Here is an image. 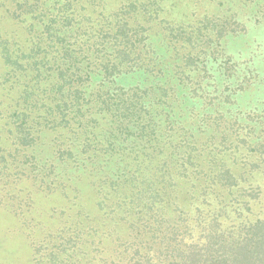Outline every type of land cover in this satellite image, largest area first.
<instances>
[{"label": "trees", "instance_id": "obj_1", "mask_svg": "<svg viewBox=\"0 0 264 264\" xmlns=\"http://www.w3.org/2000/svg\"><path fill=\"white\" fill-rule=\"evenodd\" d=\"M0 58L32 264H264V0H0Z\"/></svg>", "mask_w": 264, "mask_h": 264}, {"label": "rangeland", "instance_id": "obj_2", "mask_svg": "<svg viewBox=\"0 0 264 264\" xmlns=\"http://www.w3.org/2000/svg\"><path fill=\"white\" fill-rule=\"evenodd\" d=\"M15 92L16 89L8 90L4 84H0L1 133L3 123L8 120L2 116L7 115L6 108L12 104ZM39 144L36 147V153L41 159L38 165L44 170L45 153H48L45 151V136ZM22 166L19 165V168ZM10 169L13 170L14 166ZM23 169L30 175L27 165ZM16 179L13 183L18 187L20 198L13 201V198L6 197L0 190V264H32L33 244L43 240L49 228L58 223L57 219L49 217L51 208L54 205L60 207L64 203L59 197L46 196L45 191L39 190L37 182L31 177L20 174ZM85 189L88 190V187ZM28 191L31 192L29 197L26 196Z\"/></svg>", "mask_w": 264, "mask_h": 264}]
</instances>
